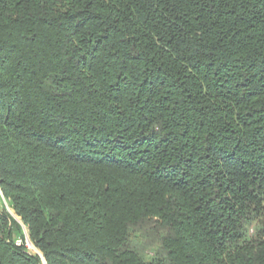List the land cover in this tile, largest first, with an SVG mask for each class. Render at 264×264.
<instances>
[{"label": "trees", "instance_id": "trees-1", "mask_svg": "<svg viewBox=\"0 0 264 264\" xmlns=\"http://www.w3.org/2000/svg\"><path fill=\"white\" fill-rule=\"evenodd\" d=\"M0 264H264V0H0Z\"/></svg>", "mask_w": 264, "mask_h": 264}, {"label": "rangeland", "instance_id": "rangeland-1", "mask_svg": "<svg viewBox=\"0 0 264 264\" xmlns=\"http://www.w3.org/2000/svg\"><path fill=\"white\" fill-rule=\"evenodd\" d=\"M30 250L33 252V253H37L38 252V250L32 245V243L30 242ZM39 253V252H38Z\"/></svg>", "mask_w": 264, "mask_h": 264}, {"label": "built area", "instance_id": "built-area-1", "mask_svg": "<svg viewBox=\"0 0 264 264\" xmlns=\"http://www.w3.org/2000/svg\"><path fill=\"white\" fill-rule=\"evenodd\" d=\"M18 243H21V241L19 240ZM27 245H28V247L30 248V245H31V244H30L29 239L27 240Z\"/></svg>", "mask_w": 264, "mask_h": 264}]
</instances>
